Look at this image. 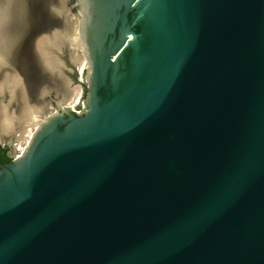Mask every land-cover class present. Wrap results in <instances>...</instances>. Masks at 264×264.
<instances>
[{"label": "water", "instance_id": "1", "mask_svg": "<svg viewBox=\"0 0 264 264\" xmlns=\"http://www.w3.org/2000/svg\"><path fill=\"white\" fill-rule=\"evenodd\" d=\"M77 20L84 108L51 113L38 39ZM0 68L46 105L0 264H264V0H0Z\"/></svg>", "mask_w": 264, "mask_h": 264}, {"label": "bare ground", "instance_id": "2", "mask_svg": "<svg viewBox=\"0 0 264 264\" xmlns=\"http://www.w3.org/2000/svg\"><path fill=\"white\" fill-rule=\"evenodd\" d=\"M63 37L70 38L71 44L75 47V51L77 52L76 57L77 60L81 61L82 67L86 64L87 66V56L85 54V46L83 44L80 29H79V21L77 20L74 25L69 21L65 24L64 30H59L50 34H43L38 39V46L42 51V56L45 62V65L49 70H53L57 67L58 64L51 56V52L49 50V44H57L62 40ZM79 49L81 52H79ZM52 51V50H51ZM53 52V51H52ZM75 52V53H76ZM75 59V60H76ZM78 62V61H77ZM56 69V70H57ZM21 76H16L9 74H5L3 80L0 81V93H3L6 88H11L10 97L14 98L16 95L17 87L21 84ZM11 86V87H10ZM8 91V90H7ZM4 95V94H3ZM80 89L76 87L71 95L60 105L54 106L50 105L51 109L49 112H55L59 109V107H71L74 108L76 106V101L79 99ZM27 101V100H25ZM43 103V102H41ZM38 104V103H37ZM9 105V104H8ZM8 105H3L0 108L1 117H0V139L6 140L8 143H12L13 139L17 140L16 147L20 149V153L17 155L20 156L28 145L31 143L33 137L35 136L37 130L41 126L44 120V113L46 109V105L40 104L41 106L29 105L25 104L22 106V111L20 114H17L15 111L12 113L9 111ZM20 112V111H19Z\"/></svg>", "mask_w": 264, "mask_h": 264}, {"label": "rangeland", "instance_id": "3", "mask_svg": "<svg viewBox=\"0 0 264 264\" xmlns=\"http://www.w3.org/2000/svg\"><path fill=\"white\" fill-rule=\"evenodd\" d=\"M72 3V0H68V2ZM55 4V2H54ZM61 16V15H60ZM62 18V17H61ZM65 28V23L61 21H57L56 24L53 23L52 28L53 30L59 29V30H64ZM47 34V33H45ZM50 34V32L48 33ZM15 38V34H11L10 40ZM74 45L71 44L70 38L63 37L62 40H60L59 43H53L49 44V50L51 52V56L54 58L56 63L58 64V69L57 67L53 72H51L50 77L48 80H46L42 85V87L47 86L50 88L54 94L58 91H74L76 87L80 89V97L76 101V105H82L84 104V94L86 91L87 87V75H86V69L88 67L86 64L82 67L81 61L76 59L77 52L75 51ZM53 52H52V51ZM76 52V53H75ZM79 52L80 49H79ZM75 54V56H74ZM76 59V60H75ZM7 58H4L2 63H6ZM78 61V62H77ZM57 69V70H56ZM11 75H15L18 73L19 70L17 69H10V68H0V81L3 80V77H5V74L8 73ZM11 87V86H10ZM18 89V87H17ZM8 90V91H7ZM11 88H6V90L3 93H0V108L3 105H8L9 111L12 113L15 111L17 114H20L22 109V106L29 104V105H35V106H41L42 104L44 105V102H38L36 99L31 100V101H23L21 97L19 96L18 98H11V97H5L6 95L10 94ZM4 94V95H3ZM45 101H48V98H45ZM38 103V104H37ZM41 104V105H40ZM20 111V112H19ZM0 117H1V112H0ZM1 123V122H0ZM17 140L13 139L12 143H8L6 140H1V144L6 146L9 145L10 151L13 154H19L20 149L16 147Z\"/></svg>", "mask_w": 264, "mask_h": 264}, {"label": "flooded vegetation", "instance_id": "4", "mask_svg": "<svg viewBox=\"0 0 264 264\" xmlns=\"http://www.w3.org/2000/svg\"><path fill=\"white\" fill-rule=\"evenodd\" d=\"M18 155V154H17ZM16 154H13L10 151L9 145H2L0 144V170L2 169V164H8L11 163L14 157H17Z\"/></svg>", "mask_w": 264, "mask_h": 264}, {"label": "built area", "instance_id": "5", "mask_svg": "<svg viewBox=\"0 0 264 264\" xmlns=\"http://www.w3.org/2000/svg\"><path fill=\"white\" fill-rule=\"evenodd\" d=\"M84 108V104L82 105H76L73 109L77 110L78 112L82 111V109Z\"/></svg>", "mask_w": 264, "mask_h": 264}]
</instances>
